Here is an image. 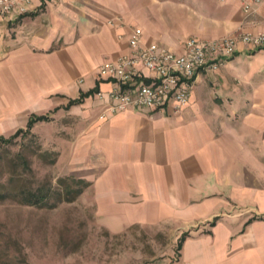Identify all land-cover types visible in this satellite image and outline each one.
Instances as JSON below:
<instances>
[{
	"label": "crops",
	"instance_id": "crops-1",
	"mask_svg": "<svg viewBox=\"0 0 264 264\" xmlns=\"http://www.w3.org/2000/svg\"><path fill=\"white\" fill-rule=\"evenodd\" d=\"M136 27L184 53L190 37L264 32V0L249 13L243 0H32L0 16V136L49 116L31 131L55 130L54 163L101 228L171 231L178 255L146 264H264V46L239 42L202 69L181 109L113 110L116 78L100 67L133 54ZM154 77L138 63L127 87Z\"/></svg>",
	"mask_w": 264,
	"mask_h": 264
},
{
	"label": "rangeland",
	"instance_id": "rangeland-1",
	"mask_svg": "<svg viewBox=\"0 0 264 264\" xmlns=\"http://www.w3.org/2000/svg\"><path fill=\"white\" fill-rule=\"evenodd\" d=\"M54 131L47 123L37 133L33 129L1 146L0 178L7 182L0 183V190L15 194L41 186L53 203L58 192L77 189L73 180H61L68 175L54 163ZM75 200L55 206L0 201V264H146L154 254L174 249L178 255L177 246L162 242L171 231L130 228L112 234L100 227L82 199Z\"/></svg>",
	"mask_w": 264,
	"mask_h": 264
},
{
	"label": "built area",
	"instance_id": "built-area-1",
	"mask_svg": "<svg viewBox=\"0 0 264 264\" xmlns=\"http://www.w3.org/2000/svg\"><path fill=\"white\" fill-rule=\"evenodd\" d=\"M261 0H243L244 10L249 13ZM32 0H0V16L13 11L26 13ZM143 30L133 29L129 43L133 48L131 56H120L107 61L100 67L103 76L116 78L117 86L110 97L117 103L113 110H126L134 106L160 108L172 98L175 109L186 106L190 100V90L197 74L205 68L217 69L222 60L231 56L239 42L252 47L264 46V32H242L213 40L190 37L185 42V52L158 51L157 45L143 44ZM140 63L155 74L151 83H144L130 90L127 86ZM102 97V92H98Z\"/></svg>",
	"mask_w": 264,
	"mask_h": 264
},
{
	"label": "trees",
	"instance_id": "trees-1",
	"mask_svg": "<svg viewBox=\"0 0 264 264\" xmlns=\"http://www.w3.org/2000/svg\"><path fill=\"white\" fill-rule=\"evenodd\" d=\"M49 116L47 115H42V116H37V115H32L30 116L26 128H20L18 129L13 135L9 137L5 136H0V151H1V146H3L4 143H15L16 139L19 138L20 136H27L32 134V127L34 124L38 121L42 120H48ZM1 153V152H0ZM67 178H62L61 180H64ZM0 178V183L5 185L7 181L1 182ZM82 191V187L77 188L76 190L70 189V187L66 190L65 193L58 192V197L57 201L51 203V195L47 192H45L44 187H34L33 189H29L28 191L24 192H18L15 194H11L7 190H0V201H4L7 199H15L17 201H20L24 204H31V205H50V206H55L59 202L62 201H72L76 198L77 194H79Z\"/></svg>",
	"mask_w": 264,
	"mask_h": 264
}]
</instances>
